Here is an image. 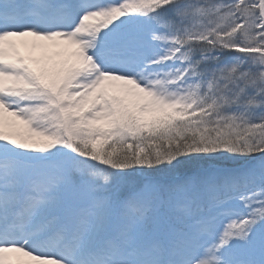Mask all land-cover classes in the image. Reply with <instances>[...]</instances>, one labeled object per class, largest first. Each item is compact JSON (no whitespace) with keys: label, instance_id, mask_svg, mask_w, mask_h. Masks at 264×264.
I'll list each match as a JSON object with an SVG mask.
<instances>
[{"label":"snow or ice","instance_id":"obj_1","mask_svg":"<svg viewBox=\"0 0 264 264\" xmlns=\"http://www.w3.org/2000/svg\"><path fill=\"white\" fill-rule=\"evenodd\" d=\"M0 264H264V0H0Z\"/></svg>","mask_w":264,"mask_h":264}]
</instances>
